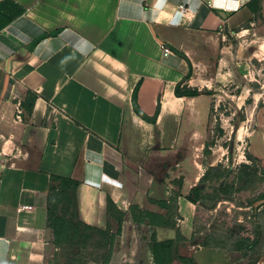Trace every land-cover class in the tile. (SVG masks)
Masks as SVG:
<instances>
[{
	"label": "crops",
	"instance_id": "0c3cea01",
	"mask_svg": "<svg viewBox=\"0 0 264 264\" xmlns=\"http://www.w3.org/2000/svg\"><path fill=\"white\" fill-rule=\"evenodd\" d=\"M254 1H0V264H75L50 228L57 178L78 184V221L116 235L109 264H156L153 240L178 233L170 264H250L194 241L188 197L215 87L238 90L234 116L250 106L248 152L264 168V0L257 12ZM136 91L155 122L136 112Z\"/></svg>",
	"mask_w": 264,
	"mask_h": 264
},
{
	"label": "rangeland",
	"instance_id": "374dc122",
	"mask_svg": "<svg viewBox=\"0 0 264 264\" xmlns=\"http://www.w3.org/2000/svg\"><path fill=\"white\" fill-rule=\"evenodd\" d=\"M256 84L261 87L264 81L260 78ZM190 91L185 88L184 93ZM237 91L234 87H215L208 135H204L211 155L206 157L203 150L199 153L198 147L194 148V156L199 154L204 162L198 171L202 182L190 195L196 206L194 241L200 246L226 249L233 258L243 256L250 264H264V168L248 152L246 126L254 124L250 106L235 116L231 110L232 104H240L233 97ZM73 205L72 194L57 183L52 192V211L73 224L68 226L61 258H71L75 264L104 258L109 234L80 225Z\"/></svg>",
	"mask_w": 264,
	"mask_h": 264
},
{
	"label": "trees",
	"instance_id": "16d2710c",
	"mask_svg": "<svg viewBox=\"0 0 264 264\" xmlns=\"http://www.w3.org/2000/svg\"><path fill=\"white\" fill-rule=\"evenodd\" d=\"M251 9L255 12L258 11L259 8V0H255L252 4H251ZM176 94L178 97H180L183 93L180 90V87L178 86L176 89ZM188 96H196L198 93L196 91H190L185 93ZM134 107L136 112L142 116L145 120L150 121V122H155L156 121V117H148L146 116L144 113H142L138 107L137 104V91L134 94ZM211 155V147L208 143L205 144V148H204V156L208 157ZM57 182L60 183L61 187L63 188V190H66L67 193H71L72 196L74 197V210L76 213V219L78 220V212H77V207H76V202H75V193L78 187V184L76 182H74L73 180L70 179H62V178H57L56 180ZM202 182V180L200 181ZM55 186H52L51 191L53 192L55 190ZM195 191V189L193 190ZM52 200V197H51ZM188 200L192 203L193 200L191 199V197H188ZM72 204V202H71ZM160 205L162 206H166L165 203H160ZM109 211L111 212L112 215H114V217L117 219V221L121 224L122 223V219H123V213L119 210H117L114 206V204H112V202H109ZM151 214L148 215V217L151 219ZM134 217L136 219L142 218L139 217L137 214H134ZM50 228L53 230L54 232V236H55V244L57 247H62L64 245V240L67 237L68 234V226L69 225H73L71 222H68L64 217L62 216H56L53 211L52 208H50ZM164 223V222H163ZM79 224L82 225L83 227L90 229V230H94L98 233H108L105 232L103 230H99L97 228L88 226L82 222L79 221ZM122 232V228L120 226L119 230H118V235ZM109 234V248H108V253L104 258H94L91 259L90 261H96L98 263L101 264H109L111 257H112V252H113V247H114V242H115V238L116 235L115 234ZM181 241H184V238L181 236L180 233H178L177 235V239L176 240H167V241H163V242H157L156 240H153L152 242V250L154 253V257H155V261L156 264H170L173 260V251L175 249V244L179 243ZM204 247H211L209 244H205ZM232 256V255H231ZM244 257H239L237 259L233 258L232 256V260L234 262L243 259ZM182 261L184 263H189L190 260L186 259V258H182Z\"/></svg>",
	"mask_w": 264,
	"mask_h": 264
},
{
	"label": "built area",
	"instance_id": "2783aa9c",
	"mask_svg": "<svg viewBox=\"0 0 264 264\" xmlns=\"http://www.w3.org/2000/svg\"><path fill=\"white\" fill-rule=\"evenodd\" d=\"M1 1V0H0ZM22 109L20 106L17 107V119L20 120L21 119V115H22Z\"/></svg>",
	"mask_w": 264,
	"mask_h": 264
}]
</instances>
